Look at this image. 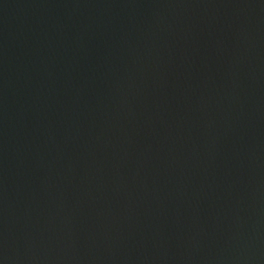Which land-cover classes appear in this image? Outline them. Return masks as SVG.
I'll use <instances>...</instances> for the list:
<instances>
[{"label":"water","instance_id":"1","mask_svg":"<svg viewBox=\"0 0 264 264\" xmlns=\"http://www.w3.org/2000/svg\"><path fill=\"white\" fill-rule=\"evenodd\" d=\"M0 264H264V0H0Z\"/></svg>","mask_w":264,"mask_h":264}]
</instances>
